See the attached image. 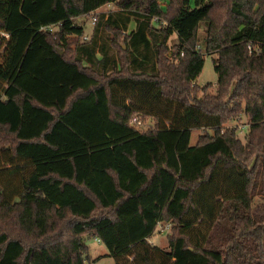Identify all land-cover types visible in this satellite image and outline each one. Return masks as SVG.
Instances as JSON below:
<instances>
[{"label":"trees","instance_id":"obj_1","mask_svg":"<svg viewBox=\"0 0 264 264\" xmlns=\"http://www.w3.org/2000/svg\"><path fill=\"white\" fill-rule=\"evenodd\" d=\"M164 1L0 0V264H264V0Z\"/></svg>","mask_w":264,"mask_h":264},{"label":"rangeland","instance_id":"obj_2","mask_svg":"<svg viewBox=\"0 0 264 264\" xmlns=\"http://www.w3.org/2000/svg\"><path fill=\"white\" fill-rule=\"evenodd\" d=\"M161 4L162 8H165L167 2L164 0H158ZM117 11L115 4H106L96 11L90 13L89 15L79 16L76 18V21L80 22L84 27V35L87 36V39L93 33L94 25L92 24L91 18L95 15L97 18L99 14H109L111 12ZM134 21H132L128 30L134 28ZM205 33V27L203 24H200L198 29V34L203 35ZM82 36V40H83ZM120 40H122L120 38ZM84 41V40H83ZM176 42L174 35H172L169 39L168 45H173ZM114 51L117 53V49L114 48ZM171 54H168L170 57ZM204 65L200 75L196 78V83L200 88H203L206 85H209L208 91L214 93L216 90V82H217V73L214 68V59L216 58L215 54H206L204 53ZM201 91H198V95H201ZM247 118L245 115H241V119L238 122L228 121L224 126L233 127L236 125L237 128V137L244 142L245 141V133L247 131L246 126ZM156 124V119L152 116L145 118L142 123L139 125L138 129L140 131H146L149 129H154ZM202 132L201 130H194L191 134V144H195L198 135ZM205 132H209V130H205ZM4 135L3 132H0V136ZM151 244L157 245L164 250H169L168 241H167V229L165 226H159L156 232L151 237ZM86 245L88 246L89 251V259L88 264H115L114 259L109 255L108 249L106 246L97 238L88 237L85 240ZM131 260V258H130Z\"/></svg>","mask_w":264,"mask_h":264},{"label":"built area","instance_id":"obj_3","mask_svg":"<svg viewBox=\"0 0 264 264\" xmlns=\"http://www.w3.org/2000/svg\"><path fill=\"white\" fill-rule=\"evenodd\" d=\"M91 21H92V24H95V22H96V17H95V15L91 18ZM48 29L49 30H56L57 29V25H55V26H48ZM83 40L85 41V40H87V36H83ZM249 49H250V46H249ZM136 122V124H138V125H140L141 124V122H139V121H136V120H133V122L132 123H135ZM165 229H169V226L168 225H165Z\"/></svg>","mask_w":264,"mask_h":264},{"label":"water","instance_id":"obj_4","mask_svg":"<svg viewBox=\"0 0 264 264\" xmlns=\"http://www.w3.org/2000/svg\"><path fill=\"white\" fill-rule=\"evenodd\" d=\"M59 55H62L61 51H59Z\"/></svg>","mask_w":264,"mask_h":264},{"label":"crops","instance_id":"obj_5","mask_svg":"<svg viewBox=\"0 0 264 264\" xmlns=\"http://www.w3.org/2000/svg\"><path fill=\"white\" fill-rule=\"evenodd\" d=\"M150 242H151V240H150ZM152 243V242H151Z\"/></svg>","mask_w":264,"mask_h":264}]
</instances>
